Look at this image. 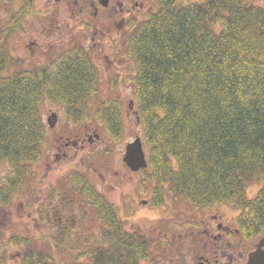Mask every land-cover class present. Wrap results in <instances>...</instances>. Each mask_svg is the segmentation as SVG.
Instances as JSON below:
<instances>
[{"label":"trees","instance_id":"16d2710c","mask_svg":"<svg viewBox=\"0 0 264 264\" xmlns=\"http://www.w3.org/2000/svg\"><path fill=\"white\" fill-rule=\"evenodd\" d=\"M149 1L151 7L128 40L148 156L143 181L153 182L156 204L167 198L194 207L227 202L242 210V226L255 233L264 228V4ZM2 37L8 41L6 33ZM76 65L65 71L67 96L84 93L85 75ZM27 73L21 66L13 70V60L2 48L0 168H7L0 169V203L5 206L27 190L31 166L44 154L39 97L45 89L30 84ZM253 184L260 187L250 197ZM101 205L95 210L107 223ZM101 226L102 232L87 235L95 243L58 246V251L74 264H138L142 256L143 261L156 260L155 245L146 234L121 225L113 231ZM9 239L25 246L18 264H60L51 245L14 232Z\"/></svg>","mask_w":264,"mask_h":264},{"label":"flooded vegetation","instance_id":"af4514ba","mask_svg":"<svg viewBox=\"0 0 264 264\" xmlns=\"http://www.w3.org/2000/svg\"><path fill=\"white\" fill-rule=\"evenodd\" d=\"M105 1L0 0V6L19 4L16 10H22L0 16V55L6 46L13 70L26 68L30 84H43L45 89L39 97L46 129L44 154L31 166L26 186L30 195L27 220L42 230L30 237L47 242L45 246L95 243L87 235L96 230L92 215L104 201L90 173L99 163L103 182L111 181L113 155L133 140L129 116L134 114L136 122H141L135 99H128L123 91L135 70L128 54V24L144 0ZM4 33L8 41L3 40ZM15 34L19 38L13 40ZM69 64H77L85 75L84 93L77 97L65 95L62 88ZM105 199V208L101 206L108 229L121 225L152 239L159 260L147 259L149 264H248L253 251H264V228L253 233L243 227L240 211L233 206L228 216L216 203L191 208L184 222L176 227L171 224L174 229L167 238L162 229L154 234L151 229L143 232L142 227H128L124 195L118 196L119 203L107 194ZM138 264H143V256Z\"/></svg>","mask_w":264,"mask_h":264},{"label":"rangeland","instance_id":"374dc122","mask_svg":"<svg viewBox=\"0 0 264 264\" xmlns=\"http://www.w3.org/2000/svg\"><path fill=\"white\" fill-rule=\"evenodd\" d=\"M140 1V0H139ZM183 3L187 4L190 1H198V0H181ZM254 3L264 4V0H252ZM1 5V4H0ZM151 2L149 0H144V5L142 8L134 15L133 21H129L128 27L131 30V26L137 23L138 21L143 19V15L148 10ZM19 7L12 5L11 3L8 5L0 6V16L9 15V14H21V11L16 10ZM66 14H70L68 10H66ZM19 34H15L12 38L18 37ZM130 62H132L130 60ZM106 63V60H104ZM131 74V73H130ZM128 87L126 91H123L124 95H127L130 98H134L135 93L133 92L132 79L129 75L128 77ZM129 123V135L130 140L134 139L138 135L143 136V144H144V135H143V125L141 122H136V118L134 114H131L128 119ZM127 138V136H126ZM118 147H121L118 145ZM145 147V144H144ZM146 150V147H145ZM147 151V150H146ZM122 152H125V146H123V151H117L121 153L120 156L114 154L111 161L112 166V174H114L112 180H107L103 182V178L101 175V170L99 167V163H95L96 170L92 171L90 175H92V179L94 183L99 187L98 189L105 195L107 194L109 198L119 203L120 200L118 196L124 195V202L127 206L126 215L124 217L127 219L126 224L130 228H141L143 232L146 230L155 231L154 234H158V229H162L164 232H161L164 236L167 235V238L171 237L172 231L174 229L173 225H179L181 221H185L189 213H191V208H196L194 206H189L186 202H178L175 203L171 198L166 199V203L156 204L154 199V189L153 182L143 181V177L145 176L144 172L141 170L139 172H133L130 170L127 165L124 163L122 159ZM97 162H99L101 156L96 157ZM108 158V157H103ZM102 160V159H101ZM5 169V167L3 168ZM118 171V174L116 172ZM259 184H253L248 188V195L250 197H254L259 189ZM29 190L27 189L25 192H18L15 195V198L12 204L9 206H1L0 207V264H18L22 262L23 250L25 249L24 245H17L12 240L9 239L10 233H17L18 235H39L42 230L38 228V226H30L31 222L27 220V202L30 200ZM148 200L147 203H142L143 200ZM220 205L221 211L225 212L228 216L233 211L230 208L231 204L227 202H215ZM2 204V203H1ZM209 206V205H208ZM219 206L217 209L219 211ZM228 209V210H227ZM240 214L242 210L238 209ZM96 211V210H95ZM97 212V211H96ZM93 212L92 222L96 224L95 233L102 232L101 225L106 226V221L100 216L99 213ZM96 219V221H95ZM240 221V220H239ZM104 223V224H103ZM173 224V225H171ZM176 227V226H175ZM151 229V230H150ZM39 241V240H37ZM40 242V241H39ZM42 243V242H41ZM43 244H47V242H43ZM42 244V245H43ZM48 247V245H46ZM55 250H52V254L56 260L60 264H74L73 259L68 257L66 254L58 251V246H53ZM64 247V246H61ZM162 248V247H161ZM47 253V252H45ZM173 253V252H172ZM172 253H170L169 257H171ZM168 259V257H167ZM143 264H149L146 259L143 261Z\"/></svg>","mask_w":264,"mask_h":264},{"label":"water","instance_id":"95a60500","mask_svg":"<svg viewBox=\"0 0 264 264\" xmlns=\"http://www.w3.org/2000/svg\"><path fill=\"white\" fill-rule=\"evenodd\" d=\"M107 2L108 0L105 1V3ZM123 159L131 170L137 171L147 167L148 161L141 136L138 135L126 145ZM143 203H147V200H143ZM248 264H264V251L260 248L253 251L250 254Z\"/></svg>","mask_w":264,"mask_h":264}]
</instances>
